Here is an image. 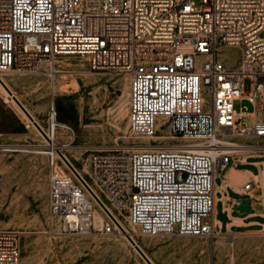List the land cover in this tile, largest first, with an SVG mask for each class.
Segmentation results:
<instances>
[{"label": "built area", "instance_id": "built-area-1", "mask_svg": "<svg viewBox=\"0 0 264 264\" xmlns=\"http://www.w3.org/2000/svg\"><path fill=\"white\" fill-rule=\"evenodd\" d=\"M221 47L241 51L238 69L218 58ZM65 55L129 76L127 131L148 143L89 154L88 181L75 171L95 200L68 167L67 145L50 140L49 230L211 238L217 175L242 150L264 152L240 141L264 139V0H0V74H55ZM236 100L252 109L238 112ZM20 254V233L0 230V264Z\"/></svg>", "mask_w": 264, "mask_h": 264}, {"label": "rangeland", "instance_id": "rangeland-1", "mask_svg": "<svg viewBox=\"0 0 264 264\" xmlns=\"http://www.w3.org/2000/svg\"><path fill=\"white\" fill-rule=\"evenodd\" d=\"M217 56L226 67L239 68L238 48L221 47ZM46 70L35 75L9 73L13 80L9 86L46 131L51 125L50 109L54 108L55 122L67 126L56 127L54 142L67 145L65 153L86 181L84 171L91 152L129 150L148 143L129 137L127 131L128 75L96 73L90 69L88 59L78 55L58 57L54 66L58 73ZM52 83L58 88L53 90ZM249 86L250 80L246 79L245 91ZM260 102L264 114V99ZM234 106L238 112L252 109L246 101L236 100ZM157 122L160 125L162 118ZM242 122L250 125L247 118ZM21 126L24 129L20 130ZM43 136L11 100H6L0 87V230L20 233L21 260L27 247L35 264H146L126 237H68L49 230L48 159L36 152L44 149ZM11 146L22 150L11 151ZM134 238L148 255L155 250L149 243L167 239L142 235ZM216 240L200 239L194 245L199 248L196 255L177 257L166 264H264V232Z\"/></svg>", "mask_w": 264, "mask_h": 264}, {"label": "crops", "instance_id": "crops-1", "mask_svg": "<svg viewBox=\"0 0 264 264\" xmlns=\"http://www.w3.org/2000/svg\"><path fill=\"white\" fill-rule=\"evenodd\" d=\"M257 118H264L263 110ZM240 141L264 147V139L244 138ZM246 184H250L248 191L244 190ZM242 199H250V208L239 212L236 209L237 200ZM212 217L214 235L211 238L175 235L149 243L155 249L150 254L153 261L157 264H166L177 257L194 256L199 249L194 245H197L200 239H210L217 243V240L213 241L214 238L227 239L264 232V152L242 150L217 175L214 180Z\"/></svg>", "mask_w": 264, "mask_h": 264}, {"label": "bare ground", "instance_id": "bare-ground-1", "mask_svg": "<svg viewBox=\"0 0 264 264\" xmlns=\"http://www.w3.org/2000/svg\"><path fill=\"white\" fill-rule=\"evenodd\" d=\"M84 57H86V56H84ZM87 58V57H86ZM44 67H46V64L44 65ZM238 69V68H237ZM56 73H58V72H56ZM9 73H5V74H0V79H1V81L8 87V89H10V91L13 93V91L11 90V88H10V86H9V82L10 81H13L12 80V78H10L9 77ZM53 82V81H52ZM52 85V89L53 90H55L56 88H58V86L55 84V83H52L51 84ZM0 87H1V89L3 90V92L5 93V95H6V100L7 101H9V100H11L13 103H14V101L11 99V97L7 94V92L5 91V89L2 87V85L0 84ZM29 87V86H28ZM63 88V87H62ZM61 89V88H60ZM127 89H128V91H129V84H128V86H127ZM54 92V91H53ZM13 95L15 96V94L13 93ZM17 98V97H16ZM18 99V98H17ZM19 100V99H18ZM204 101H205V99H204ZM129 102H130V99H129V95H128V99H126V105H125V109H126V111L127 110H129ZM15 104V103H14ZM22 104V103H21ZM16 105V104H15ZM23 105V104H22ZM24 106V105H23ZM25 107V106H24ZM26 108V107H25ZM19 109V108H18ZM20 110V109H19ZM26 110H27V108H26ZM21 111V110H20ZM28 111V110H27ZM29 112V111H28ZM128 112V111H127ZM33 118H34V116L33 115H31ZM37 122V121H36ZM38 123V122H37ZM39 124V123H38ZM51 125H50V127H49V130L48 131H46V130H44L43 128H42V126L41 125H39L41 128H42V130L44 131V133H45V135H47L49 138L48 139H46V138H44V136H43V138H44V141H45V143L43 144V145H41V146H43L44 147V149H38L36 152L37 153H42V154H45V147L48 145V142H49V144H51L50 143V140L55 144V142H54V133H55V130L57 129L56 127H58V128H66L67 126L66 125H62V124H59V123H57V122H54V123H50ZM52 130H53V136L51 135V132H52ZM40 132V131H39ZM40 134V133H39ZM143 139V138H142ZM5 147V146H4ZM9 147V146H8ZM135 148H141V147H135ZM10 150L11 151H17V150H22V148L21 147H19V146H11L10 147ZM26 151V150H25ZM65 156H66V158L68 159V161H69V164L74 168V170H76L81 176H82V178L84 179V175L82 174V171H80V170H78V169H76L75 168V166L73 165V163H72V161H71V159L68 157V155L65 153ZM85 180V179H84ZM116 235H119V236H122L123 238H125L126 237V235L125 234H112V235H108V236H116ZM121 238V237H120ZM122 238V239H123ZM127 241H128V239H127ZM126 241V242H127ZM133 241L135 242V244L141 249V251L145 254V256L148 258V260L152 263V264H155L154 263V261H153V259H152V257L150 256V255H148L147 254V252L145 251V249L143 248V246L136 240V238H134V236H133ZM129 242V241H128ZM129 244H130V242H129ZM198 244V243H197ZM131 245V244H130ZM132 246V245H131ZM135 250V249H134ZM25 256L24 257H22V260H21V257H20V263L22 262V264H35L34 263V258L32 257V255H31V252L29 251V248H27L26 247V249H25ZM140 256V255H139ZM170 260V259H169ZM165 262V261H164ZM180 264V263H179Z\"/></svg>", "mask_w": 264, "mask_h": 264}, {"label": "water", "instance_id": "water-1", "mask_svg": "<svg viewBox=\"0 0 264 264\" xmlns=\"http://www.w3.org/2000/svg\"><path fill=\"white\" fill-rule=\"evenodd\" d=\"M0 84L2 85V87L5 89V91L7 92V94L11 97V99L14 101V103L16 104V106L21 110V112L25 115V117L30 121V123L36 127L38 129V131H40L45 137V133L42 130V128L39 126V124L36 122V120L31 116V114L26 110V108L21 104V102L16 98V96L13 95V93L10 91V89H8V87L1 81L0 79ZM47 138V137H46ZM68 167L76 174V171L74 170V168L66 161ZM77 175V174H76ZM78 176V175H77ZM78 178L80 179V181L84 184V186L87 188V190L90 192V194L93 196V198L95 200L96 196L93 194V192L88 188V186L84 183V181L78 176ZM99 202V201H98ZM237 207L236 209L239 212H244L247 211L250 208V199H242V200H237ZM126 238L128 239V241L130 242V244L132 245V247L135 249V251L141 256V258L145 261L146 264H152L148 258L145 256V254L141 251V249L135 244V242L128 236L126 235Z\"/></svg>", "mask_w": 264, "mask_h": 264}, {"label": "trees", "instance_id": "trees-1", "mask_svg": "<svg viewBox=\"0 0 264 264\" xmlns=\"http://www.w3.org/2000/svg\"><path fill=\"white\" fill-rule=\"evenodd\" d=\"M17 122H20V121L17 120ZM22 129H24V126H21L20 130H22Z\"/></svg>", "mask_w": 264, "mask_h": 264}]
</instances>
